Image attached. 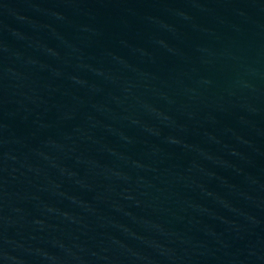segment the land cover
Listing matches in <instances>:
<instances>
[{
	"label": "water",
	"instance_id": "95a60500",
	"mask_svg": "<svg viewBox=\"0 0 264 264\" xmlns=\"http://www.w3.org/2000/svg\"><path fill=\"white\" fill-rule=\"evenodd\" d=\"M0 264H264V0H0Z\"/></svg>",
	"mask_w": 264,
	"mask_h": 264
}]
</instances>
